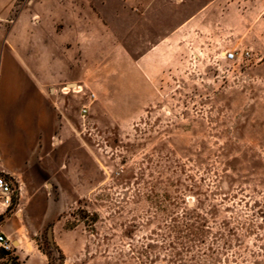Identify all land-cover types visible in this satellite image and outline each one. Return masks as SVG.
I'll return each instance as SVG.
<instances>
[{"label": "rangeland", "instance_id": "obj_1", "mask_svg": "<svg viewBox=\"0 0 264 264\" xmlns=\"http://www.w3.org/2000/svg\"><path fill=\"white\" fill-rule=\"evenodd\" d=\"M0 35L65 76L0 264H264V0H0Z\"/></svg>", "mask_w": 264, "mask_h": 264}, {"label": "crops", "instance_id": "obj_2", "mask_svg": "<svg viewBox=\"0 0 264 264\" xmlns=\"http://www.w3.org/2000/svg\"><path fill=\"white\" fill-rule=\"evenodd\" d=\"M101 23L104 26V22ZM157 36L164 37L163 34ZM61 69L63 61L56 53L33 67L22 49L10 47L8 36L3 41L0 35V166L7 172L35 166L36 126L38 119L48 112L45 87L65 79L59 72ZM42 126L39 129L43 132ZM32 182L36 185L35 178ZM4 220L2 230L8 236L11 218Z\"/></svg>", "mask_w": 264, "mask_h": 264}, {"label": "built area", "instance_id": "obj_3", "mask_svg": "<svg viewBox=\"0 0 264 264\" xmlns=\"http://www.w3.org/2000/svg\"><path fill=\"white\" fill-rule=\"evenodd\" d=\"M251 58L252 53L250 48H236L225 52V59L230 61H236L240 59L242 62H246L251 60ZM65 87L66 86H64L63 88L65 89ZM66 89L70 90L72 89V87H68ZM93 97L94 93H89L86 96L88 100H91ZM87 110L88 106L84 104L81 108V113L85 114L87 113ZM18 188H16L14 185V177L0 166V249L5 252L11 250V248L13 247V242L3 232L2 222L4 220L6 212L13 206Z\"/></svg>", "mask_w": 264, "mask_h": 264}, {"label": "bare ground", "instance_id": "obj_4", "mask_svg": "<svg viewBox=\"0 0 264 264\" xmlns=\"http://www.w3.org/2000/svg\"><path fill=\"white\" fill-rule=\"evenodd\" d=\"M68 87H72V89H76L78 87V85L75 82H71V83H68V86H66L65 89Z\"/></svg>", "mask_w": 264, "mask_h": 264}, {"label": "flooded vegetation", "instance_id": "obj_5", "mask_svg": "<svg viewBox=\"0 0 264 264\" xmlns=\"http://www.w3.org/2000/svg\"><path fill=\"white\" fill-rule=\"evenodd\" d=\"M11 263H12V261L9 262V264H11Z\"/></svg>", "mask_w": 264, "mask_h": 264}, {"label": "water", "instance_id": "obj_6", "mask_svg": "<svg viewBox=\"0 0 264 264\" xmlns=\"http://www.w3.org/2000/svg\"><path fill=\"white\" fill-rule=\"evenodd\" d=\"M6 264H9V263H6Z\"/></svg>", "mask_w": 264, "mask_h": 264}]
</instances>
